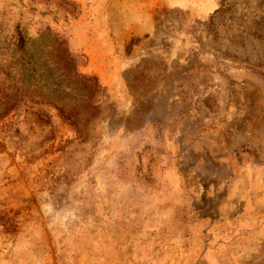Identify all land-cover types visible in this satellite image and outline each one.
Segmentation results:
<instances>
[{
	"label": "rangeland",
	"instance_id": "obj_1",
	"mask_svg": "<svg viewBox=\"0 0 264 264\" xmlns=\"http://www.w3.org/2000/svg\"><path fill=\"white\" fill-rule=\"evenodd\" d=\"M262 191L264 0H0V264H264Z\"/></svg>",
	"mask_w": 264,
	"mask_h": 264
},
{
	"label": "clouds",
	"instance_id": "obj_2",
	"mask_svg": "<svg viewBox=\"0 0 264 264\" xmlns=\"http://www.w3.org/2000/svg\"><path fill=\"white\" fill-rule=\"evenodd\" d=\"M43 209L45 210L47 215L53 217V223H59L61 225H67L70 220L75 219V212L72 210H60L54 211L53 206L48 204L44 205Z\"/></svg>",
	"mask_w": 264,
	"mask_h": 264
},
{
	"label": "crops",
	"instance_id": "obj_3",
	"mask_svg": "<svg viewBox=\"0 0 264 264\" xmlns=\"http://www.w3.org/2000/svg\"><path fill=\"white\" fill-rule=\"evenodd\" d=\"M253 179V178H252ZM253 180H256V179H253ZM264 194V191H262V195ZM256 218V217H255ZM262 221H259V225H258V228L262 227L264 229V217H262L261 219ZM260 226V227H259ZM260 228V229H262Z\"/></svg>",
	"mask_w": 264,
	"mask_h": 264
},
{
	"label": "trees",
	"instance_id": "obj_4",
	"mask_svg": "<svg viewBox=\"0 0 264 264\" xmlns=\"http://www.w3.org/2000/svg\"><path fill=\"white\" fill-rule=\"evenodd\" d=\"M20 43H21V46L23 47V44H24V42H23V40H22V39H21Z\"/></svg>",
	"mask_w": 264,
	"mask_h": 264
}]
</instances>
